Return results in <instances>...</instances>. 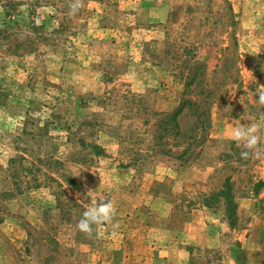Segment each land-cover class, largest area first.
Segmentation results:
<instances>
[{
    "label": "rangeland",
    "instance_id": "374dc122",
    "mask_svg": "<svg viewBox=\"0 0 264 264\" xmlns=\"http://www.w3.org/2000/svg\"><path fill=\"white\" fill-rule=\"evenodd\" d=\"M74 2L0 0V264H264V0ZM195 60L224 100L179 157L158 120Z\"/></svg>",
    "mask_w": 264,
    "mask_h": 264
},
{
    "label": "trees",
    "instance_id": "16d2710c",
    "mask_svg": "<svg viewBox=\"0 0 264 264\" xmlns=\"http://www.w3.org/2000/svg\"><path fill=\"white\" fill-rule=\"evenodd\" d=\"M207 71L208 67L204 61L195 60L189 63L179 105L173 111L161 112L158 120V127L161 130L159 136L166 143L171 139L173 146H183L179 157L189 153L203 140V135L211 122V108L224 100L221 92H218L219 89H216L214 75L210 77ZM183 112L193 117L185 128L179 121V116ZM162 152L170 153L173 149L163 147Z\"/></svg>",
    "mask_w": 264,
    "mask_h": 264
},
{
    "label": "clouds",
    "instance_id": "9594fccd",
    "mask_svg": "<svg viewBox=\"0 0 264 264\" xmlns=\"http://www.w3.org/2000/svg\"><path fill=\"white\" fill-rule=\"evenodd\" d=\"M82 6L81 0H75L70 6L69 15L75 14ZM257 100L264 104V88L257 90ZM257 125L253 124L249 127L238 126L233 128L231 136L232 139L244 143L246 149H255L260 142L259 136L256 134ZM250 154H254L257 158L264 155L260 151L250 153L249 151H242L241 156L247 158ZM116 214V208L114 202L108 200L105 201L103 196L99 197L98 202L90 207H86L82 217L77 222V227L88 234L93 232V225H101L105 222L111 223L112 218Z\"/></svg>",
    "mask_w": 264,
    "mask_h": 264
}]
</instances>
